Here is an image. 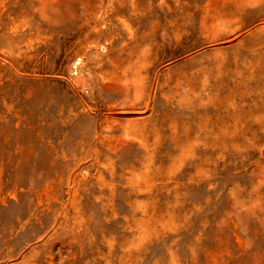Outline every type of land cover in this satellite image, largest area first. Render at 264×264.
I'll return each mask as SVG.
<instances>
[{
    "label": "rangeland",
    "instance_id": "1",
    "mask_svg": "<svg viewBox=\"0 0 264 264\" xmlns=\"http://www.w3.org/2000/svg\"><path fill=\"white\" fill-rule=\"evenodd\" d=\"M0 264H264V0H0Z\"/></svg>",
    "mask_w": 264,
    "mask_h": 264
}]
</instances>
